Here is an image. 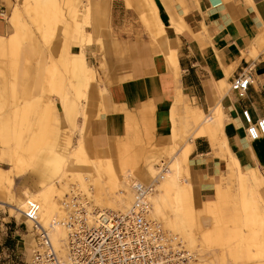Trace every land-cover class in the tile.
<instances>
[{
    "label": "rangeland",
    "instance_id": "obj_1",
    "mask_svg": "<svg viewBox=\"0 0 264 264\" xmlns=\"http://www.w3.org/2000/svg\"><path fill=\"white\" fill-rule=\"evenodd\" d=\"M37 1L38 0H0V12L5 10L7 14H10L12 9L13 11L18 10L19 12L18 17L25 35H23L20 40L19 46L25 41L38 38L49 51L47 68L44 76L45 80L43 81V83H45L42 92L39 93L36 89L34 90L31 85L26 87L30 97L39 96L33 104H25L29 98L25 95H21L20 91H18L17 95L18 100L15 99L14 78L19 69V60L17 57L19 50L17 49V52L13 53L5 51L3 54H0V85L3 82L1 87H4H0V169L8 170L7 175L0 181V203H3V205L0 206V230H3L6 225L16 226L15 230L18 234L16 236L15 248L18 253L21 254L23 260L22 264H27L31 257H27V251H25L24 247H20V245H22L21 243L23 241L31 243L33 244L32 247H34V243L33 234H31L32 222L30 221L31 223L28 224L29 218L22 213L19 214L17 212L19 209L21 210L29 204L36 205V203H38L42 208H45L46 213L43 217H45L48 222H53L55 220V214L51 212V209L58 203L56 200L57 192L55 193L57 188L61 191H68V195L72 190H75L74 188L83 192L80 189L85 184L84 186L87 188L90 187L89 185H92V188L96 186L98 187L97 190L102 192V184L106 187L108 186L109 182L107 183L106 181L109 180L112 172H115L116 177L121 181L123 179L121 176L122 172L127 170L131 172V174L137 176V181L149 184V180H144L137 175L146 167V164H144L146 163V158L154 156L159 158L157 160L158 162H156L157 164L154 163V165H152V168L156 172L155 175H157L158 164L163 161L167 166H170V160L173 158L175 159L176 156L180 154L183 144L187 141L195 128L200 125V129H204L207 132V138L209 139L208 143H210L212 148L216 149L218 147V154H213L217 158L216 160L222 165L221 171H217L218 180H216V182L213 181L217 176L213 172L205 176L204 171L203 177L198 176L201 172L196 170V166L191 164V159L188 157V165L185 166L183 164L181 166L183 170L181 175L185 179L184 183L186 186L192 185L191 192H188L186 189L184 193H187L183 195L181 192H178L181 191L179 186H171V188L168 189L169 196L172 197L170 203L171 206L174 207L177 205V203H175L177 201L176 198H181L183 201L179 199L182 202L178 201V205L181 206V204H179L180 202L182 205L187 204L186 206H189L190 204L198 208L202 205L205 207V205H208V203L205 202L211 201L210 203H213L211 206L217 211V214L221 210H226L227 216L220 224V228L224 230V235L221 233L223 236H221L222 257L213 256V254L210 253L211 251L207 252L204 249H201V253L199 254L191 251V253L194 254V259L190 261V264H201L203 257H206L204 259H208V257L210 259H208L209 261L207 260V262L203 259L202 264H208V262L210 263L212 260H217V258H220L217 260L220 264H229L228 258L231 256L228 257V254L231 252L233 253L235 247L240 246L243 249V245H240L241 240L243 243L245 239H251V237H246L244 239L243 236L246 234L241 233L243 230L242 226L245 225L243 221L245 218L249 219L247 214L250 215V213L252 211L255 212L256 209V224H264V210L261 208L262 205L257 190L248 178L252 171H256L264 179V171H261L257 164L251 169H241V167H249V164L245 163L246 159L244 157L232 155V158L229 155L228 146L226 145L228 140L226 142V134L225 131H223L227 123L226 119H229L228 116H226L227 114L222 113L221 116L218 114L217 117L216 115H212V111L216 109L212 107L215 105L219 107L221 104L223 111V101L231 92L222 95L223 93L221 92L224 86L220 81L218 84V94L214 97L211 108L209 104H207L206 107L203 105L201 110L196 104L195 98L189 99L181 91L180 82L177 81L174 87L180 96L183 97V103L179 104L176 92H173L175 93L173 96V93L170 91L171 94H169L170 97L168 98L169 102L166 107V113H163L162 108L160 110L158 109L155 114V124L157 128H160L159 135H157V132L154 130L152 118L147 115V112L153 110V106H150L140 109V114L138 116L129 114V112L121 108H114L116 111L118 110L125 113V124L122 135L111 136L108 134L106 119L104 117L109 113L106 100L108 86L117 78L120 71L119 66L127 63L133 55L131 50H129L128 44L134 41V39L136 40L139 38L149 40V36L141 37L138 35L134 38L114 36L113 33H111L107 11L109 0H44L45 5H35ZM247 1L249 4H252V0ZM146 5L148 13L146 18L148 20L150 17L153 19L154 14L153 12H148L150 9L148 8L149 4L146 3ZM75 14L77 16H75ZM156 15L157 14H155V16ZM47 16H50L49 19H47ZM4 17L7 20L10 18L6 17V15ZM40 18H42L41 21L43 20V23L48 21V25L46 22L43 25L39 20ZM158 22V33L160 34H157L158 37L163 36L162 34L165 33V30L172 29L171 27H166L165 29L164 26L166 25L159 20ZM143 23L148 30L147 23ZM169 24L174 26L172 29L174 32L173 38H169V34H167L166 38L168 41L167 46L171 47L173 51L171 52V59L169 61L171 66L169 69L166 63V58L168 57L167 46L165 50L162 49V40L155 42L150 30L148 31L151 40L150 46H155V51L153 53H159V56L162 57L164 72L167 73L169 70L170 76L175 82L179 74L176 79L177 69L175 71V56L177 54V48L174 41L178 39V34L183 33V29L173 19H170ZM161 27L164 29L162 28V30ZM9 32H11V29H8L6 33ZM207 35H209V31L208 28L204 26V29L201 28V32L194 38L202 40L203 38L206 39ZM262 36L263 33L258 37ZM113 40H119L121 45H114ZM262 51L260 50V52ZM68 52L70 55L82 54L83 57H85L88 69L96 73L97 80L93 82V80L86 79L83 83V80H81L83 78H80L81 75L78 73L74 72L79 77L76 75L69 76V74H71L70 65L67 63L66 67V64L63 63L65 67H63V64L61 67V60L67 62V60L71 58ZM39 60L40 55L36 54L30 57L27 63L28 66L31 67V77H33L35 71L32 68ZM203 67L210 72L209 64H204ZM47 72L50 73L47 75ZM74 73H72V75ZM68 80L72 81L69 82ZM75 91L77 92L75 93ZM166 96L168 95L166 94ZM171 98L173 99L172 102H174L169 104ZM220 100H222V103H220ZM165 102L166 100H163L162 107ZM70 105L73 106L74 112L72 120H69L68 116ZM194 107H197L195 110L198 109L199 113L197 120L195 117V122L198 125L193 123L189 115H187V111ZM74 115L76 116L75 119ZM73 122L74 126H72ZM171 127L173 131L170 130ZM169 130L170 132H167ZM97 139H102V141L94 145L93 142ZM80 147H84L82 148L83 150H81ZM209 157L213 158L210 155ZM48 159L51 160L48 161ZM120 159L124 161V164ZM20 161L23 164L21 163V165L18 164L17 166V163H20ZM15 162L16 165L13 164ZM231 164L239 166L240 173L250 181L246 182L243 193H241L240 188L237 187V180L234 179L235 170L230 166ZM14 168L19 169L15 170ZM19 170H21V172ZM16 171L19 173L15 174ZM7 176L11 180L10 183L7 181L9 180ZM127 190L133 198V189L127 187ZM210 191L212 192L213 198L207 197ZM110 194H112V192ZM174 197L176 200L175 202ZM221 197L227 198L230 202L227 203L226 206L220 205L217 200ZM10 205L17 211H14ZM183 207L185 206L183 205ZM245 208L251 209L252 211H244ZM213 209L210 207L209 211L211 213L213 212L214 216H217ZM162 210L166 211L164 208ZM165 211L163 212L164 214L166 213ZM167 213L166 217H169ZM154 218L159 219L157 215ZM201 221H203L206 226L207 222L202 219ZM43 225L45 226L44 223ZM257 232V235L260 234L259 237L254 238V240H252V238L251 241L253 243L249 241L253 246L254 244L258 246V248L252 246L250 249V253L253 254V257H251L252 254H250L251 258H249L248 261L251 264L253 262V264H255L258 260H261L260 258L264 259V253L262 251L258 254L260 244L257 245V242L264 241V234H262L263 231L260 232V230H257ZM253 234L256 235V233ZM263 246L264 243L260 248L264 251ZM253 249L254 251L256 250V254L253 253ZM243 253L240 255L245 256ZM198 258L201 262L197 261ZM254 258L255 260H253ZM243 259L244 258H242V262L245 263ZM220 260L222 261L220 262ZM204 261L206 263H204ZM243 263L239 262L236 264Z\"/></svg>",
    "mask_w": 264,
    "mask_h": 264
},
{
    "label": "crops",
    "instance_id": "obj_2",
    "mask_svg": "<svg viewBox=\"0 0 264 264\" xmlns=\"http://www.w3.org/2000/svg\"><path fill=\"white\" fill-rule=\"evenodd\" d=\"M129 1L131 5H134L132 9L126 7V0H109L107 11L111 33L116 37L123 38H134L138 35L141 37L149 36V40L139 38L128 44L133 55L127 63L119 66L120 71L117 78L108 86L106 100L109 113L104 116L106 127L108 134L111 136L123 134L125 113L116 111L114 108H121L129 114L138 116L140 109L153 106V110L147 112V115L152 118L154 130L159 135L160 128H157L155 124V114L158 109L162 108L163 113H166L168 98L170 97L166 94H170V88L166 91L163 89L162 83H165L167 77H164L166 75L162 57L159 56L158 52L153 55L150 49V34L142 21L141 15H148L145 2L147 0ZM148 2L154 5L155 13L161 22L166 25L164 26L165 29L169 27L167 24L170 19L175 20L183 29V33L178 34V39L174 41L177 48L175 56L176 68L178 67L176 79L179 74L175 84L177 81L180 82L181 91L187 98H195L196 104L201 110L203 105L206 107L208 104L206 94L209 87L215 97L218 94L219 82L223 83L222 79L225 73L216 61V50H219L222 57L220 61L225 67L231 62H235L239 51H244L251 45L258 46L261 51L263 50L252 61L240 59L234 71L227 77L228 90L229 79L240 69L249 70L250 80L252 81L247 87L243 98H238L232 93L229 94L230 92L225 97L223 111L229 119H226L227 123L223 131H225L227 137H225L226 142L228 140L226 145L228 146L229 155L232 158V155L244 157L246 159L245 163L249 164V167H241L242 170L254 168L257 164L259 169L264 171V137L254 142L248 141L239 113L240 109L244 107L248 110L252 119L264 116V0H252V4H249L247 0H148ZM139 3L142 5H139ZM137 8L140 10L138 13ZM142 11L145 13H142ZM13 12V9L10 14H7L5 10L0 12V36L2 37L8 38L14 35V29L9 23L10 18L7 20L4 17L5 15L10 17ZM201 22L208 28L210 39H208V35L206 39L203 38L202 40L194 38L201 32L199 27ZM8 29H11V32L6 33ZM165 32H167L166 36L169 34L168 37L173 38L174 32L172 29H167ZM262 33L263 36L258 37ZM113 43L117 46L118 44L121 45L119 40H113ZM162 44V49L165 50L167 45L164 41H162ZM18 50L19 69L14 78L15 99L18 100L17 95L20 91L21 95L29 98L25 104H33L39 96L30 97L26 87L31 85L34 90L36 89L39 93L42 92L49 51L38 38L23 42ZM36 54L40 55V60L32 68L35 71L33 77H31V67L27 63L30 57ZM204 64H209L210 72L203 67ZM226 91L227 89L224 88L221 93ZM175 92L179 104L183 103V97L176 89ZM163 100H166V102L162 107ZM195 108L197 107L188 110L187 115L196 124L195 117L197 120L199 113L198 109L196 111ZM74 122L72 126H74ZM200 127L201 125L197 126L191 135L198 131ZM101 141L102 139H97L93 144L97 145ZM208 142L207 136L195 137L192 140L193 148L189 155L191 164L196 166L197 171L201 172L198 176L202 177L204 171L205 176L210 172L217 175V171L220 172L222 167L213 155L218 154V147L213 149ZM209 155L215 159L210 158ZM2 171L8 172L5 169ZM217 178L218 175L212 179L216 182ZM207 182L209 183L208 180ZM207 197L213 198L211 191ZM15 227L6 225L3 230H0V251L6 247H16L18 232Z\"/></svg>",
    "mask_w": 264,
    "mask_h": 264
},
{
    "label": "bare ground",
    "instance_id": "obj_3",
    "mask_svg": "<svg viewBox=\"0 0 264 264\" xmlns=\"http://www.w3.org/2000/svg\"><path fill=\"white\" fill-rule=\"evenodd\" d=\"M143 1H145V0H143ZM145 2L149 4L148 0L145 1ZM35 5H45V1L44 0H38L37 3H35ZM126 5H127L126 7H128V8L130 7L131 9L134 6V5L130 4L129 0H126ZM139 5H142V4L139 3ZM136 6H137V4H136ZM143 6H141V7H143ZM149 6H148V8H150V9H149L148 12L149 13L153 12L155 19L157 18L156 22H155L154 17H153V19H151V17H150V19H151V21H150V19L148 20L146 18L147 15H141L140 12H139V14L142 16V21L147 23L146 24L147 28H148V30H150L151 34L153 35V39H154L155 42L159 41V40H162L167 45L168 44V41L166 40V38H167L166 33L167 32L162 34L163 36H159L160 38L158 37L157 34H159L158 33L159 26H157V23H159L158 20L159 21H161V20L159 19V17L157 15H156L157 17L155 16L156 13H155L154 5L153 4H149ZM45 8L48 9L47 7H45ZM136 10H137V13H138V11H140V10H138V8ZM143 11H142V13H145ZM18 16H19L18 10H15L13 12V15H11L10 19H9V23L11 24V26L15 30L14 35H12V36H10V37H8L6 39L4 37L0 36V54H3L5 51H9V53L17 52V49L19 47V42H20V40L22 39V37L24 35L23 29H22V25L20 23V20H19ZM75 16H77V15L75 14ZM47 17H45V18H47ZM49 17L47 19H49ZM41 19L42 18H40L39 20L41 21ZM77 21H79V20H77ZM41 23H43V20L41 21ZM44 23H43V25H44ZM47 23H48V21L46 22V24ZM75 23H74V25H75ZM40 25H42V24H40ZM76 25H79V24H76ZM167 25L169 27H171L172 29L174 27V26L170 25L169 23ZM200 27L202 29H204V23L201 22L200 23ZM39 28H40V26H39ZM162 28L163 27H161V29ZM77 30H79V29H77ZM208 39H210L209 35H208ZM49 42H50V40H49ZM168 47L169 46H167V48H166V49H168V57L166 58V63H167V68L169 69V67L171 66L169 61L171 59V52H173V51H172L171 47H169V48ZM150 49H152V52H154L155 51V46L151 45ZM259 52H260V47H258V46L254 47V46L251 45L250 47H247L246 49H244V51H241V52L239 51L237 53V57L235 59V62H231L228 66L225 67L222 64V61H220L222 57L220 55L219 50H216V52H215L216 61H217V63H219L221 68L224 69V73H225L222 80H223V86H224L225 89H227V91L225 93H223L222 95H226V94H228V92H230V90H228L227 77L230 75L231 72L234 71L235 67L238 64L237 62L240 59H245L246 61H248V60L252 61V59L256 58V56H257V54ZM63 53H64V51H63ZM71 55L69 53V56L71 58H70V60H67V62H65V61L63 62V60H61V67H62L63 63L66 64V67H67V63L70 65V67H71L70 73L71 74H69V76L70 75L71 76H75L76 75L75 73H78L79 75H81L80 78H83V79H81V80H83V83H84V81H86V79L87 80H93V82H94V80H97L96 79V73L94 71H91V70L88 69V66L86 65L87 62L85 60V57H83L82 54L79 53V54H75V55H72V56ZM153 55H154V53H153ZM61 57H62V55H61ZM65 64H63V67H65ZM176 69L177 68H175V71H176ZM244 71H247V70L245 69ZM48 73H50V72H47V75H48ZM72 73H74V74L72 75ZM165 75L166 76H164V77H167V78L166 79L164 78L165 79V83L164 84L162 83L163 89H165V91H166V89L170 88L171 93L175 92V87H174L175 86V82L171 78L169 70H168L167 73H165ZM76 76L79 77L78 75H76ZM44 80H45V78H44ZM75 80H76V78H75ZM70 81H72V80H70ZM2 84H3V82H2ZM1 85H0V87H1ZM85 85H86V82H85ZM71 87H72V84H71ZM1 88H4V87H1ZM76 92L77 91H75V93ZM174 94L175 93H173L172 95L174 96ZM167 95H169V94H167ZM206 95H207L206 99L208 100L209 107L211 108V106L213 104V100H214V95L212 94V92L210 90V87H209V90L207 91ZM172 100L173 99L171 98V100H170L171 102L169 104L174 102V101L172 102ZM222 100H223V97H222ZM222 100H220V103H222ZM148 105H149V103H148ZM216 106L217 105L212 107V108H216L214 111H212L213 112L212 115H216V117H217L218 114H219L221 116L222 113H224V111H222L221 104H220L219 107H216ZM217 108H218V110H217ZM73 114H74L73 106L70 105L69 110H68L69 120H72ZM160 121H161V119H160ZM166 130H167V128H166ZM170 130L173 131V128L171 127ZM170 130L167 131V132H170ZM163 131H164V129H163ZM204 136H207V132L204 129L202 130L200 128L193 135H190L189 138L187 139V141L183 144V147H182V150H181L180 154L177 155L175 159L173 158V159L170 160L171 161V162H169L170 166H167V164L162 161L164 163V166L166 167L165 170L162 173H160V169H159V166H158V168H157L158 174L155 175L156 172L152 168V165H154V163L158 162L157 160L159 158L154 156V157H151V158H146L147 159L146 163H144V164H146V167L144 169H142L140 171V173H138L137 175L139 177L143 178L144 180H149V184L150 183H155L154 192L152 193V195L149 198L150 207H149L148 216H149L150 219L160 222L163 231L165 233H168L172 238L173 237H174V239L176 238L178 240V242L180 243V246H182V248L185 249L188 253H191V251L192 252L194 251L193 253L199 254V253H201L200 250L204 249L207 252L211 251L210 253H212L213 256L215 255L216 257H222V255H221V253H222L221 238L223 237L222 235H224V233H223L224 230H222L220 228V224H221V221L227 216L226 210H221L217 214V211H215L213 209V206H211V204H213V203H210L211 201L205 202V203H208V205H205V207L202 205L201 207H198V208L196 207L195 208L194 206H192L190 204H189V206H186L187 204L186 205L183 204L185 206V207H183L182 203H180L183 200L181 198H176V200H177L176 201L175 197H174V202L176 201L175 203H177V205L172 207L171 203H170V200H171L172 197L169 196V192H168V189H170L171 186H174V185H176L177 187L179 186L181 191H178V192H181L183 195L187 193V192L184 193V191H186V189L188 190V192H191L192 185H188V186L185 185V183H184L185 179L181 175V173L183 172L181 166L183 164L185 166L188 165V163H187L188 157H189L190 152H191V150L193 148L192 147V140L195 137H204ZM262 137H264V135L259 136L258 138L254 139V141L258 140V139H261ZM169 138H170V135H169ZM247 139H248V137H247ZM248 141L254 142V141H251L249 139H248ZM82 148H84V147H80L81 150H83ZM17 154H18V152H17ZM49 160H51V159H48V161ZM121 161L124 164V161L123 160H121ZM21 163H22L21 161H20V163H17V166H18V164L21 165ZM13 164L16 165V162L13 163ZM38 164H40V163H38ZM27 165H29V164H27ZM230 166L232 168H234V170H235L234 179L237 180V181L236 180L235 181L238 183L237 187L240 188L241 193L244 192V188L246 187V182H250L251 181L253 183L254 188L257 190V194H258V197L260 199V203L262 205L261 208L264 210V179L261 177V175H259V173H257L256 171L255 172L252 171L250 173L249 177H248L250 179V181H248L249 179L247 177H245L243 174L240 173L239 166H237L235 164H231ZM18 169H15V170H18ZM21 170H19V171L21 172ZM17 173H19V172L16 171L15 174H17ZM6 175H7V172H5V171L3 172L0 169V181H2ZM121 176H122L123 179L120 181L116 177L115 172H112L110 174L109 180L106 181L107 183L109 182L108 186L106 187V186H104V184H102V187H101L102 192H99L97 190L98 187H96V186H94L92 188V185H89L90 187L87 188L86 186H84L85 184L80 189L83 192H80L79 189H77L81 193V195H84V198H86V201L89 202L88 211H93V210L96 211V209L97 210L113 209V210L123 211V210L128 209L132 205L131 202L132 203L134 202V184L135 183H139V181H137V176L134 175V174H131V172H128V170L125 171V172H122ZM7 178L9 179V180H7L8 183H10V181H11L10 178L8 176H7ZM186 179H187V176H186ZM127 187L133 189V198H132V195L130 194V192H128ZM56 192H57V194H56L57 195V199L56 200H57L58 203H56L55 206L51 209V212H53L55 214V220L53 222L52 221L48 222V220H46L45 217H43L45 215V213H46L45 208L44 207L42 208L38 203H36V205H37L36 219H37L38 223L42 227L47 229V233H48V235L51 238V242H52V245L54 246L55 250L58 251L62 257L65 258L67 256V252H66L67 251L66 250L67 235H66V229H65V221L67 220L66 218H67V212H68V209H67L66 204H65L66 203L65 200H66L68 191H64V190L61 191L60 189L57 188L55 193ZM111 192H112V194H110ZM82 193H84V194H82ZM68 194H70V193H68ZM178 195L180 196L179 193H178ZM176 197H177V195H176ZM182 197H184V196H182ZM179 199H181L182 201L179 200ZM178 201H180L179 204H181V206L178 205ZM217 202L220 205H223V206L225 205L226 206V204L229 203L230 200H227V198H225V197H221V198H219L217 200ZM1 205H3V203H0V206ZM10 207L14 211L16 210L13 206L10 205ZM210 207H212V209L216 212L215 215H217V216H214L213 212L211 213L209 211ZM28 208H29V205L27 207L22 208L21 210L19 209L18 211L17 210L16 211L19 214L22 213V214H24L27 217L26 211L28 210ZM163 208L166 209V211L164 210L166 213L167 212L169 213V214L167 213V215L169 217H166V213L165 214L163 213L164 212L162 210ZM249 210H251V209L245 208L244 211L249 212ZM251 214H253V215H251ZM256 214H257V212H256V209H255V212L252 211L250 213V215L247 214V216H249V219L245 218V220L243 221V223H245V225L242 226L243 230L241 231V233L242 234L243 233L246 234L245 236H243L244 239L246 237H248V238L251 237V239L253 238L252 240H254V238L259 237L260 234L257 235V233H258L257 230H260V232L263 231L262 234H264V224L263 223L262 224H258L257 223L258 224L257 225L256 224L257 221L255 222V219H256V216H257ZM156 215H157V217L159 219L154 218V217H156ZM160 218H161V221L164 223V226H163V223L160 221ZM201 219L204 220L205 222H207L206 226H205V223H203V221H201ZM28 221H29V223H28ZM28 221H27L28 224H30L32 222L31 234H33V243H34V246H35V240H34L35 236H34V231H33L34 230V228H33L34 222L32 220H28ZM42 222L45 224V226L43 225ZM254 223H255V225H254ZM221 233H223V234L221 235ZM253 233H256V235H254ZM251 239L250 238L249 239H245L243 241V243H242V240H241L240 245L241 244L243 245V249L239 246L240 249H239V247H235L234 248L235 251H233V253L231 252L232 250L230 251L231 252V253H229L230 255L228 254V257L231 256L230 258H228V260H229L228 263L229 264H236V263H239V262L243 263L242 262V258H244L243 261H245V263H243V264H251L248 261L249 258L253 257V254L250 253V249L253 246V244H251L249 242V241H251ZM223 242H225V241H223ZM263 243H264V241L257 242V245L260 244L259 245V249H258L259 250L258 254L261 251L264 253L263 249L261 250V248H260V246L263 245ZM21 244L22 245H20V247H24L25 251H27V257L30 258L31 254H32L31 251L33 250V247H32L33 244L25 242V241H23ZM254 246H255V244H254ZM255 247L258 248V246H255ZM256 248H254V249H256ZM254 249L252 251H254ZM193 253H191V254L193 255V259H194V254ZM204 253H205V251H204ZM241 253L245 254V256L240 255ZM253 253L256 254V250ZM250 254H252L251 257H250ZM202 256H203V254H202ZM213 256H211V257H213ZM198 257L201 258L200 256H198ZM261 257H262V255H261ZM195 258H197V257H195ZM199 258H198L197 261H199V262L202 261L203 262V259L206 258V257H203V259L201 261H200ZM255 258L253 260H255ZM208 259H210V258L208 257ZM208 259H204V260L207 262ZM219 259L220 258H217V260H219ZM260 259L261 260H258L257 261L258 263L257 262L256 263L257 264H264V259H262V258H260ZM192 260H190V261H192ZM217 260H214V261H217ZM253 260H251V261H253ZM205 261H204V263H206ZM214 261L212 260V262H210V263L220 264L219 261H217V262H214ZM221 261L222 260H220V262ZM202 262H201V264H202ZM196 263H198V262H196ZM210 263L208 262V264H210ZM187 264H190V262H188Z\"/></svg>",
    "mask_w": 264,
    "mask_h": 264
},
{
    "label": "built area",
    "instance_id": "obj_4",
    "mask_svg": "<svg viewBox=\"0 0 264 264\" xmlns=\"http://www.w3.org/2000/svg\"><path fill=\"white\" fill-rule=\"evenodd\" d=\"M229 80V90L238 98H243L252 81L249 70L243 69ZM239 113L249 140L264 135V116L252 119L244 107ZM158 166L160 173L166 168L162 161ZM74 189L65 200L68 209L65 258L55 250L47 229L38 223L37 206L29 204L26 215L34 222L35 246L28 264H187L193 259L176 238L163 231L160 222L149 218V198L155 183H135L134 202L123 211H88L89 202ZM22 262L16 248L0 251V264Z\"/></svg>",
    "mask_w": 264,
    "mask_h": 264
}]
</instances>
